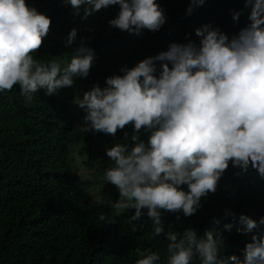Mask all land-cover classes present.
<instances>
[{
	"label": "clouds",
	"instance_id": "1",
	"mask_svg": "<svg viewBox=\"0 0 264 264\" xmlns=\"http://www.w3.org/2000/svg\"><path fill=\"white\" fill-rule=\"evenodd\" d=\"M63 2L76 14L83 8L85 19L119 5L109 25L129 33L158 31L167 20L158 0ZM203 3L192 0L189 13ZM248 6L250 23L238 34L229 37L204 24L196 29L199 42H173L167 51L123 67L103 87L97 83L75 98L85 113L81 133L115 135L133 126L130 140L107 149L111 165L103 171V182L119 191L112 204L117 211L134 209V221L146 214L154 234H164L166 264H264V217L257 221L241 213L237 218L226 210L231 222L224 228L231 231L238 223L237 231L251 237L241 255L231 256L223 254L222 232L207 230L201 236L192 227L166 230L163 219L165 212L195 214L230 163L264 177V0H246ZM51 22L28 0H0V94L19 86L24 102L31 103L41 88L47 95L58 94L90 74L96 54L83 42L67 60L36 58ZM77 34L76 28L69 32L66 46L75 43ZM100 219L113 223L117 217L102 214ZM138 256L135 264H165L160 251H138Z\"/></svg>",
	"mask_w": 264,
	"mask_h": 264
},
{
	"label": "trees",
	"instance_id": "2",
	"mask_svg": "<svg viewBox=\"0 0 264 264\" xmlns=\"http://www.w3.org/2000/svg\"><path fill=\"white\" fill-rule=\"evenodd\" d=\"M158 2L167 15L165 24L158 31L135 34L110 27L119 5L85 19L83 8L76 14L63 0H28L52 21L34 54L37 59L67 60L82 42L95 50L96 59L90 74L77 78V88L74 84L53 95L41 88L31 103L24 102L19 86L0 94V264H135L138 251L149 250L160 251L166 264V237L154 234L146 214L134 221V209L117 211L97 203L78 182L72 153L80 110L75 98L79 90L88 91L97 83L103 87L109 76L167 51L173 42H199L196 29L204 24L219 27L229 37L238 34L250 23L252 9L246 0H204L189 13L192 0ZM73 28L78 30L77 39L66 46ZM133 133L131 124L115 135L87 132L86 144L79 149L80 155H87L86 167L95 170L110 163L107 149L130 140ZM141 138L147 140L148 133L141 130ZM103 192L112 201L119 200L115 185L106 183ZM229 209L237 218L241 213L257 221L264 217V177L257 170L244 172L230 163L216 191L201 198L197 212L191 216L165 212V228L182 232L192 227L201 236L207 230L220 231L227 245L223 254L241 255L251 237L237 231L238 223L231 231L224 228L231 222V217L225 218ZM102 214L117 219L103 222Z\"/></svg>",
	"mask_w": 264,
	"mask_h": 264
},
{
	"label": "rangeland",
	"instance_id": "3",
	"mask_svg": "<svg viewBox=\"0 0 264 264\" xmlns=\"http://www.w3.org/2000/svg\"><path fill=\"white\" fill-rule=\"evenodd\" d=\"M75 85L77 88L76 82ZM78 92L80 96L84 93L82 90H79ZM83 113L84 111L80 108L76 128L72 135V153L74 157V169L77 171V180L93 198L104 201V204L112 205L114 201L109 198L106 192H103V186L105 185L103 182V171L106 167L111 165V162L106 163V165H101L95 170H91L88 169L84 163L87 160V155L82 156L79 154V149L86 144L84 140L86 133H81L79 130V126L83 122ZM129 210L122 209L121 211Z\"/></svg>",
	"mask_w": 264,
	"mask_h": 264
}]
</instances>
